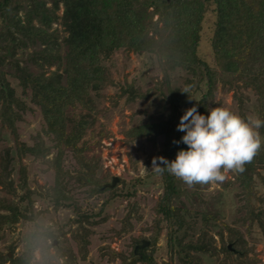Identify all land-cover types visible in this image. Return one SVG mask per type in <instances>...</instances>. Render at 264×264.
<instances>
[{"label": "trees", "instance_id": "obj_1", "mask_svg": "<svg viewBox=\"0 0 264 264\" xmlns=\"http://www.w3.org/2000/svg\"><path fill=\"white\" fill-rule=\"evenodd\" d=\"M130 54L155 61L151 86L144 91L133 78L113 70L116 57ZM175 71L183 73L178 86L172 85ZM219 90L232 93L244 118L249 91L257 103L256 116L264 120V0H0V132L13 142L0 151V238L20 220L36 219L35 198L43 203L40 211L48 205L69 213L57 229L32 232L19 254L13 245L0 251V264H31L35 249L41 264H47L50 247L64 264L85 259L94 229L109 220L117 204L125 202V212L112 235L131 231L132 221L140 219L136 197L149 182L159 188L146 228L150 234L132 236L127 254L107 246L110 260L159 264L158 250L164 248L170 261L174 255L179 264H199V254L220 253L223 264H257L246 235L257 239L258 229L264 238L259 189L264 185V127L258 130L261 148L244 171L230 170L240 188L244 230L226 227V239L219 230V247L204 229L215 218L209 212L200 213L203 227L192 238L196 217L179 198L181 180L149 169L144 176H118L114 186L102 188L112 175L102 171L100 157L92 153L110 136L99 122L103 114L120 101L128 105L155 97L158 107L131 112L130 119L139 118L121 134L128 145L158 143L156 157L171 161L186 148L173 143L183 135L175 131L183 104L193 101L207 115L221 107ZM97 98L108 104L99 107ZM37 116V127L23 138L22 125ZM25 160L45 167L48 179L40 190L29 187ZM85 199L94 206L83 207ZM142 238L147 244L134 252Z\"/></svg>", "mask_w": 264, "mask_h": 264}, {"label": "rangeland", "instance_id": "obj_2", "mask_svg": "<svg viewBox=\"0 0 264 264\" xmlns=\"http://www.w3.org/2000/svg\"><path fill=\"white\" fill-rule=\"evenodd\" d=\"M60 13V11H59ZM209 25V19L204 23L205 31L207 32ZM113 70L119 74H127L128 77L133 78L136 84L144 91L151 86V76L155 74L156 65L155 61L151 57H140L138 55L130 54L128 56L121 55L114 59ZM183 73L175 71L172 75V85H181ZM111 90H106L105 93H111ZM247 96L244 102V116L249 115L256 116L257 114V103L254 96L247 91ZM222 99L221 108H226L233 113L242 117L236 108V105L232 101V93L230 91L219 90L217 92L216 99ZM97 105L103 107L108 103L100 98L96 99ZM121 102L112 108L109 112H106L99 118V122L103 123L107 130L110 132L108 138L101 140V146L96 148L92 153L100 157L102 171L109 172L113 176H144L151 167V160L156 157V153L159 150V144L155 146L148 143L133 142L128 145L124 142L121 130L129 126L130 124L137 121L138 116L130 119L129 115L134 110H155L159 101L155 97H150L144 100H137L134 103L128 105H121ZM192 102H185L180 109V116L184 110L191 107ZM244 118V117H242ZM39 122V116L29 118L27 124L22 125L21 135L23 138L26 137L27 133L37 127ZM179 122V120H178ZM178 124V123H177ZM176 133H182L176 130ZM13 145L10 136L5 132H0V151L4 146ZM27 163V178L28 185L31 189L38 186H42L46 181L47 177L43 170L44 166L39 161L25 160ZM18 163L16 160L13 162V176H17ZM264 174V171L262 172ZM229 181V182H228ZM145 189H141L136 197L138 216L140 219L132 221L131 231L117 235H112L111 229L119 226V219L124 215L125 202L117 204L110 211L109 220L102 226L94 229V234L90 237V244L88 246V253L85 259H76L70 261L68 264H121L118 258L110 260L109 249L115 250L127 254L131 249L130 238L136 236L148 237L150 231L147 230V226L150 223L153 213L151 210L153 200L159 192L158 185H153L151 182L147 184ZM180 195L179 198L183 201L184 205L189 209L191 217H196L195 224L191 231L192 238H196L203 227L202 220H200V213L203 211L211 213L215 218L210 220L207 227L204 229L215 239V246H220V240L218 231L223 232L224 239L228 236L226 227L238 228L241 231L244 230V225L240 222L242 212L238 210L241 205L239 200L240 188L233 181L231 172L225 173L224 181L209 184H194L189 187L182 181L179 183ZM259 189L264 195V185H260ZM20 191V190H19ZM0 194L2 192L0 191ZM92 199H85V206L89 207L93 204ZM43 203L35 198L34 210L38 212V216L33 221L20 220L18 223L11 225L4 229L3 236L0 238V251H6L9 245H13L15 253L19 254L24 251L29 243V238L32 232L42 231L46 228L55 230L60 227L64 221L68 212L62 210L53 211L50 206H46V211H40L43 208ZM99 204V202H98ZM264 205V203H263ZM94 206V205H92ZM39 210V211H38ZM198 213V216L196 214ZM193 219V218H192ZM255 237L250 238L246 235L249 244L254 246L256 257L259 259L257 264H264V238L256 229L254 233ZM68 236V234H67ZM141 240H144L142 238ZM163 238L160 237L157 245L161 246ZM56 243V240L50 242ZM227 245H231L228 243ZM108 246V248H107ZM135 248V247H134ZM49 262L47 264H64L62 259L55 256L53 247L49 248ZM170 255L164 248L158 250V261L159 264H165L170 261ZM199 264H223V254L219 256H211L208 254H199ZM171 264H179L174 255L170 261ZM229 263V260H228ZM227 263V264H228ZM31 264H41V254L39 249H35L34 257Z\"/></svg>", "mask_w": 264, "mask_h": 264}, {"label": "clouds", "instance_id": "obj_3", "mask_svg": "<svg viewBox=\"0 0 264 264\" xmlns=\"http://www.w3.org/2000/svg\"><path fill=\"white\" fill-rule=\"evenodd\" d=\"M264 120L249 115L245 118L232 111L215 107L207 115L193 104L179 117L176 130L183 135L174 144L182 143L171 161L153 157L150 169L156 174L165 171L187 186L223 182L225 173L243 172L261 148L259 129Z\"/></svg>", "mask_w": 264, "mask_h": 264}, {"label": "water", "instance_id": "obj_4", "mask_svg": "<svg viewBox=\"0 0 264 264\" xmlns=\"http://www.w3.org/2000/svg\"><path fill=\"white\" fill-rule=\"evenodd\" d=\"M168 1L169 0H166V2H168ZM116 182H117V177L116 176H113L112 179H111V181H110V183L104 184L102 186V188H104V187H112V186L115 185ZM146 244H147V242L143 240L139 245L135 246L134 252H136L137 248L143 247ZM228 248H230V245H228Z\"/></svg>", "mask_w": 264, "mask_h": 264}]
</instances>
